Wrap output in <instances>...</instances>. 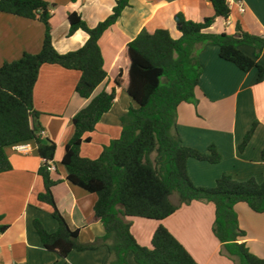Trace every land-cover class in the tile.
<instances>
[{
  "label": "trees",
  "instance_id": "1",
  "mask_svg": "<svg viewBox=\"0 0 264 264\" xmlns=\"http://www.w3.org/2000/svg\"><path fill=\"white\" fill-rule=\"evenodd\" d=\"M210 1L215 9L212 17L194 21L183 12L175 15L181 33L178 38L166 28H144L127 44L125 68L115 79L114 87L93 97L73 117L75 130L66 145L62 164L71 183L98 195L94 210L106 231L102 241L110 252L107 264H128L131 254L137 264H198L165 225L157 227L149 247L138 242L128 220H164L180 205L193 201L214 203L213 232L222 243V254L235 264H264V258L252 253L241 240L246 232L239 225L235 208L237 203L244 202L253 211L263 213L264 179L261 183L255 178L239 181L224 173L214 187L195 185L188 173V159L218 163L222 156L215 145L209 146L207 152L184 145L177 129L178 106L182 102H198L196 88L203 70L199 53L205 46L217 45L222 59L245 72L257 68L258 81H264V67L257 60L264 53V37L244 31L239 24L234 34L208 32L217 18L227 19L231 15L227 0ZM128 5L130 0H117L112 14L95 27H90L78 12L70 13L69 36L83 30L88 40L77 50L60 53L52 40L50 20L54 4L46 0H0V12L37 19L45 25L38 53L25 52L19 59L0 66V173L13 167L8 150L32 140L42 158L54 160L57 143L43 138L41 127L34 122L39 116L34 107V87L40 68L49 63L80 71L76 91L83 98H91L108 76L99 40ZM242 46L253 47L255 56L247 54ZM116 87L128 93L136 106L132 105L122 116L120 136L105 145L98 158L83 156V142L91 141V137L85 136L95 131L101 117L111 109ZM257 125L255 121L246 133L239 145L241 151ZM39 173L45 191L38 198L52 206V215L59 223L58 229L50 232L41 221H34L44 246L64 258L74 250L96 248L98 243L80 242L79 229H73L59 210L52 191L56 181L47 163L42 164ZM174 193L178 195V204L171 199ZM7 227L0 214V232Z\"/></svg>",
  "mask_w": 264,
  "mask_h": 264
},
{
  "label": "crops",
  "instance_id": "2",
  "mask_svg": "<svg viewBox=\"0 0 264 264\" xmlns=\"http://www.w3.org/2000/svg\"><path fill=\"white\" fill-rule=\"evenodd\" d=\"M52 9V40L60 53L81 48L88 34L78 30L69 36L68 16L78 12L90 27L97 26L112 14L117 0H46ZM246 11L237 7L229 18H217L208 32L234 34L238 24L244 31L264 37V0H243ZM183 12L188 19L201 21L215 15L210 0H130L118 20L102 34L99 44L104 57L107 78L96 88L91 98L81 97L76 85L81 77L78 70L66 69L58 64H43L34 87V107L39 116L34 120L44 130L43 138L57 143L54 162L56 171L51 173L56 184L52 187L56 204L73 229H79L83 244H95L94 249L74 250L66 258L57 251L47 249L34 225L39 220L50 232L59 223L52 215L50 204L40 201L38 195L45 191L39 170L43 158L34 140L26 142L29 152L8 150L12 169L0 173V214L8 227L0 232V264H107L108 247L103 244L105 228L95 217L96 193L89 192L67 179L62 164L66 145L74 134L73 117L91 99L104 89H112L114 81L124 70L125 49L129 42L144 29L155 31L166 28L173 37H180L175 15ZM45 36V25L37 19L0 12V66L6 61L19 59L23 53H38ZM255 56L250 46H242ZM199 59L203 70L196 88L197 104L182 102L178 106V133L186 146L207 152L215 145L222 158L218 163L189 158V176L197 186L214 187L224 173L245 181L264 179V81H258V70H241L233 62L220 57L217 45L201 49ZM264 67V53L257 58ZM136 103L122 88L116 87V98L111 109L96 125L95 131L86 134L91 141L83 142L81 154L98 158L105 145L118 138L122 130V116ZM257 128L241 151L246 133L253 123ZM176 204L179 198H171ZM239 225L246 232L241 239L250 251L264 258V212L253 211L246 203H237ZM131 231L144 246H152V237L160 224L165 225L186 247L198 264H235L222 254V243L213 232L215 205L212 202L193 201L182 204L175 213L164 220L130 217ZM128 264H137L131 254Z\"/></svg>",
  "mask_w": 264,
  "mask_h": 264
},
{
  "label": "built area",
  "instance_id": "3",
  "mask_svg": "<svg viewBox=\"0 0 264 264\" xmlns=\"http://www.w3.org/2000/svg\"><path fill=\"white\" fill-rule=\"evenodd\" d=\"M228 4H229V7L230 9L232 10L234 8V6L237 7V10L240 12V13H244L246 11V5L244 3L243 0H227ZM42 134H44V130H42L41 132ZM14 148L18 151H22V152H29L31 147L29 144H26V143H20V144H16L14 145ZM47 163L48 164V170L51 171V172H54L56 171L57 169V166L55 164L54 161L50 160H46L43 158V163Z\"/></svg>",
  "mask_w": 264,
  "mask_h": 264
},
{
  "label": "rangeland",
  "instance_id": "4",
  "mask_svg": "<svg viewBox=\"0 0 264 264\" xmlns=\"http://www.w3.org/2000/svg\"><path fill=\"white\" fill-rule=\"evenodd\" d=\"M177 197H178L177 193H174V194L171 196V198H173V200H174L175 198H177Z\"/></svg>",
  "mask_w": 264,
  "mask_h": 264
}]
</instances>
